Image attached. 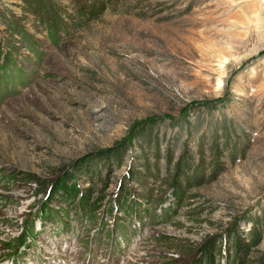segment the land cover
Listing matches in <instances>:
<instances>
[{"label": "rangeland", "instance_id": "obj_1", "mask_svg": "<svg viewBox=\"0 0 264 264\" xmlns=\"http://www.w3.org/2000/svg\"><path fill=\"white\" fill-rule=\"evenodd\" d=\"M28 5L0 0V264H206L185 246L214 235L230 264L227 229L264 249V0H114L55 34Z\"/></svg>", "mask_w": 264, "mask_h": 264}, {"label": "trees", "instance_id": "obj_2", "mask_svg": "<svg viewBox=\"0 0 264 264\" xmlns=\"http://www.w3.org/2000/svg\"><path fill=\"white\" fill-rule=\"evenodd\" d=\"M37 3V6H25L24 11L27 12V14H30L31 17V25L35 27V29L41 27H45L47 30L55 34L56 32L65 31L66 24L63 20L62 16H66L68 14V9L70 8L71 11L74 10L75 13L81 14V16H89V14H96L103 11L105 8L109 7L111 3L114 2V0H69L68 5L65 6H59L57 4L54 5L52 0H35ZM39 3H38V2ZM99 1V2H98ZM28 2V0H26ZM33 14V15H32ZM40 18V19H39ZM38 19V20H37ZM62 29V30H61ZM7 30L9 32V38L10 40H13L14 42L17 41L18 36L16 35V29L8 24ZM11 41V42H13ZM25 177L28 178L29 182H33L38 184L41 187H44V181L39 180V178L31 175V174H25ZM194 180L199 179L198 173H195L192 179ZM193 180V181H194ZM198 181V180H197ZM174 182V181H173ZM61 183V182H60ZM61 185V184H60ZM57 184L58 187H62ZM172 187V193L175 196V199L177 201H180L181 195L183 194V188L180 185H176L175 183L171 182ZM198 185L197 182L192 183V186ZM190 186V187H192ZM64 187V186H63ZM67 189V188H66ZM72 189V188H71ZM65 195L70 194L68 192H71V190H63ZM82 202L88 203L89 200L91 201V206L94 208L99 204V198H89V196H85L81 199ZM164 201V198H161L158 201V204L160 205ZM230 235L232 234V241H233V251L234 255L230 262V264H264V249H260L258 247L259 242L255 243L254 236L255 235V229L254 231L248 233L249 234V243H242V240L238 238V236L235 234L234 229H227V231H230ZM218 237V235H217ZM216 238V235L214 237H209L207 239H204L202 242L197 244H186L185 246V252L188 255L193 254V252H198L200 255L203 256L204 261L206 264H212L213 258H214V252L217 251V247L214 244V239ZM164 264H171L170 262H165Z\"/></svg>", "mask_w": 264, "mask_h": 264}]
</instances>
